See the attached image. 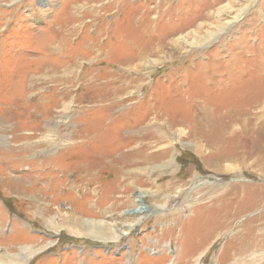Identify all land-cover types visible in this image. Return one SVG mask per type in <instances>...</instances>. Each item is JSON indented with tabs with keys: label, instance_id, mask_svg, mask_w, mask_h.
Instances as JSON below:
<instances>
[{
	"label": "rangeland",
	"instance_id": "obj_1",
	"mask_svg": "<svg viewBox=\"0 0 264 264\" xmlns=\"http://www.w3.org/2000/svg\"><path fill=\"white\" fill-rule=\"evenodd\" d=\"M226 4L232 8L217 18L215 11ZM198 7L212 11L208 21L199 19L200 13H191ZM237 9H243V14L231 24L228 21ZM195 18L192 25L190 20ZM199 22L203 23L201 29L197 28ZM223 24L225 30L207 44L188 47ZM62 34L67 40L53 45ZM178 37L184 40L180 38L176 44ZM262 39L264 0H0V133L15 135L11 141L17 145H13L16 153L26 143L47 142L39 139L44 131L37 132L31 138L34 141L21 136L24 119L12 118L18 108L9 102L19 87L24 88L27 99L42 94L49 100L44 108H50V118L66 121L58 128L59 134L66 136L71 123L79 129L73 142H63L66 137L62 136L58 150L48 148L47 158L57 160L59 173L41 175L33 182L37 172L29 173L27 164L3 167L0 264H171L186 241V230L178 220L215 204L226 206L229 216L220 212L200 234L190 246L200 250L188 263L201 252L196 264H264V246L251 247L238 256L234 253L238 229L244 234L250 220L255 228H264V193L258 189L264 187V104L255 106L251 101L256 97L249 98L254 89L264 86L259 74L264 66ZM141 49L145 51L135 60ZM75 56L77 60L72 62ZM210 64L223 71L222 83L210 86L211 90L219 88L220 93L213 95L214 101L189 112L192 100L202 98L199 80L204 71L209 72ZM225 68L239 73L228 78ZM35 71L40 73L30 79ZM233 79L238 82L232 89ZM51 86L55 87L52 93ZM100 87L107 89L104 100H100L102 93L96 92ZM64 107L69 109L63 113ZM158 108L173 116L188 114L183 117H189V124H172L166 114L158 117ZM223 122L231 123L224 132L220 130ZM191 125L199 134L191 132ZM94 126L100 127L96 133ZM114 148H120L112 156L115 159L132 151L140 155L134 156L136 162L113 166L114 160H102L97 154V150ZM89 150L93 153L84 158ZM0 156L10 158L13 154L3 151ZM124 170L126 173H121ZM52 176L74 187L73 207L67 200L51 199V192L45 193L44 183ZM113 180L117 202L115 198L102 202V194ZM138 188L146 194L143 201L135 202ZM28 193L36 198V206L44 209V216H54L55 221L71 207L80 218L103 220L122 231L131 228L119 240L108 242L74 236L64 227L54 229L44 222ZM245 194L249 202L255 194L258 204L239 201ZM138 205L146 211L144 220L135 223L131 211ZM177 215L181 217L175 220ZM29 253L32 255L25 263Z\"/></svg>",
	"mask_w": 264,
	"mask_h": 264
},
{
	"label": "bare ground",
	"instance_id": "obj_2",
	"mask_svg": "<svg viewBox=\"0 0 264 264\" xmlns=\"http://www.w3.org/2000/svg\"><path fill=\"white\" fill-rule=\"evenodd\" d=\"M159 6V5H158ZM232 8V5L230 4H226L224 7H220L219 10L215 11V16L219 19H220V14L222 12H224L226 9H231ZM204 9H206V7L204 8H201V7H198L196 8L195 10H193L191 13H200L198 15V18L200 19H206V21H208L210 19V17L212 16V11H204ZM183 11V10H182ZM243 9H237V13L232 16L231 20L228 21L229 23H233V22H237L242 14H243ZM229 12V11H228ZM183 13V12H182ZM180 15V14H179ZM229 15V14H228ZM201 16V17H200ZM231 17V16H230ZM197 18H195L194 20L191 19L190 20V23L193 25L194 21L196 20ZM218 19V20H219ZM138 20V19H136ZM255 19H253L251 22H250V25H252L254 23ZM199 25L197 26V28H202L203 26V23L202 22H199L198 23ZM226 24V23H225ZM225 24L223 25H217V27H215L213 30H208L207 31V34L202 37H200V40H199V43L197 41H192L191 43H188V47L190 48H195V46L197 45H202V44H207L213 37H216L217 35H219L220 33L223 32V30H225ZM249 25V26H250ZM209 28V27H208ZM199 29V30H200ZM196 30V29H195ZM57 32V31H56ZM173 32V31H172ZM66 33V32H65ZM110 33V32H109ZM123 33V32H122ZM174 33V32H173ZM196 33V31H195ZM206 33V32H205ZM55 34V33H54ZM53 34V35H54ZM58 34V33H57ZM64 34V33H63ZM62 34V36H63ZM146 34V33H145ZM56 35V34H55ZM173 35V34H172ZM124 36V35H123ZM181 36V35H180ZM183 36V35H182ZM110 37V36H109ZM113 37V35H112ZM128 38V36H127ZM180 38L183 39V37H178L177 40H175V43L177 44V41L180 40ZM117 39V38H116ZM62 40L63 42L65 40H67V38H61V39H58V41L55 39L53 45H56L55 43H59V41ZM122 40V39H120ZM106 41V40H105ZM179 42V41H178ZM262 42L264 44V39H262ZM58 46V44H57ZM106 46V45H105ZM264 47V45H262ZM55 48V47H54ZM245 48V47H244ZM92 49V48H91ZM109 51V50H108ZM137 51V50H136ZM145 51V49H141L138 51V55L136 58H134L135 60L138 59L139 57L142 56V53ZM95 52V51H94ZM93 55V54H92ZM96 55V54H95ZM99 55V54H98ZM144 55V54H143ZM97 56V55H96ZM76 57L78 56H75L73 61L72 62H76L77 59H75ZM135 57V56H134ZM95 58V57H94ZM111 60V59H110ZM94 61V60H93ZM134 62V61H133ZM56 64H58V62H56ZM73 65V63H72ZM91 65V64H90ZM45 65L41 66V67H38V70H41ZM227 66V64H226ZM230 66V65H229ZM210 67V70L209 72H205V74H203V77H202V80L200 79L199 80V83L201 85V90H204V93H202V98H200L199 100H192V103H190V107H189V112L192 111L193 113L195 112V108H202L204 106H201L200 105H203L202 103L207 104L211 101H214L213 99V95L215 94H218L220 93L219 92V88H215L213 87V89L211 90L212 87L210 86H217L219 84L222 83V70L220 69L221 67L216 66V67H213L212 64L209 65ZM58 68V67H57ZM228 68V67H227ZM225 68V69H227ZM51 69V68H50ZM130 69V68H129ZM224 69V70H225ZM234 69V68H233ZM37 70V68H36ZM57 70V69H56ZM91 70V69H90ZM104 70V69H103ZM120 70V68H119ZM231 70V69H229ZM102 71V70H101ZM228 71V69H227ZM260 71L261 73L259 72V74H261V76L264 78V66H262L260 68ZM54 72V71H53ZM91 72V71H90ZM95 72V71H94ZM37 73H40V72H33L31 73L30 75V79H34L37 77ZM85 73V72H84ZM115 73V72H114ZM239 72H236L235 70H233V73L228 71V72H225L224 75H227V77H232V75H236L238 74ZM245 72H243V75H244ZM121 74V73H119ZM258 74V75H259ZM43 75V74H41ZM110 75V73L108 74ZM243 75L240 74L239 76V79H241L243 77ZM257 75V74H256ZM120 76V75H119ZM137 76V75H136ZM253 76V75H252ZM109 77V76H108ZM103 78V77H102ZM111 79V78H110ZM113 79V78H112ZM97 80V79H96ZM108 80V78H107ZM231 79H229L230 81ZM235 80V79H233ZM23 81V80H22ZM232 81V80H231ZM27 82V81H26ZM43 82V81H42ZM100 82V81H99ZM237 80L233 81L232 83L230 82V86H232L231 88H235L237 86ZM25 83V82H24ZM236 83V85H235ZM262 83V82H261ZM264 83V81H263ZM262 83V84H263ZM35 84V82H34ZM94 84V83H93ZM104 84V83H103ZM117 84V83H116ZM30 85H32V83H30ZM28 86V85H27ZM98 86V85H97ZM120 86V85H119ZM122 86V85H121ZM218 87V86H217ZM259 88L258 89H254L253 93H251L252 95L249 96V98H254L256 97V99L252 102H254L253 104L255 106H260L262 104H264V86L262 87L261 85L258 86ZM36 88V87H35ZM40 88V87H39ZM55 87L54 86H51V89L49 90L50 93H52L51 91H53ZM122 88V87H121ZM207 88V89H205ZM30 89V88H29ZM123 89V88H122ZM221 89V88H220ZM226 89V88H225ZM228 89V88H227ZM247 89V88H246ZM31 90V89H30ZM107 90V89H106ZM106 90L103 89L102 87H100V89H98L96 92H100L102 93L101 97H100V100H104V98L106 97ZM112 90V89H111ZM114 90V89H113ZM112 90V91H113ZM115 91V90H114ZM113 91V92H114ZM223 91V90H222ZM112 92V93H113ZM123 92V91H122ZM27 93V92H26ZM42 93V91L40 92ZM109 93V92H108ZM111 93V92H110ZM222 93V92H221ZM99 94V93H98ZM246 94V93H245ZM244 94V95H245ZM97 95V94H96ZM112 95V94H111ZM132 95V94H131ZM51 96V95H50ZM116 96V95H115ZM119 96V95H117ZM121 96V95H120ZM238 96V95H237ZM44 95L42 94H39V95H35V96H32L31 98H26L25 97V90L23 87H19V92L16 94V95H13V98L9 100V102L16 106L18 109L13 111L14 115L12 116V118H20V119H24V122H21L22 123V128L25 129V133L24 134H20L21 136H24L25 135V140H31V138H33V136L37 133V132H40V131H44V134L43 136L44 137H41L39 139H45L47 140V142L45 143H40V144H26L20 148L21 152L20 153H16L15 149L13 148L14 146H17V145H14L11 141V138H14L15 135L13 136H10L9 134L7 135L5 132L4 133H0V153H2L3 151H7L8 154L12 153L13 156L8 158L6 156L4 157H1L0 156V174L2 175L3 173H5L3 170V167H11V168H19L21 167L23 164H27L28 165V169H29V173H33V172H37L36 176H33V182H36L39 180V178H41L42 176L41 175H46V174H52L53 172H56V173H59L58 172V163H57V160L54 161L53 159H48V151L49 149L48 148H54L55 150H58V139H60L62 136H64L65 134H59L58 133V128L61 126V125H64L65 122L61 121L60 120H56L54 121L55 119H52L50 118L52 116V113H51V110H48L50 108H48L47 106L44 108L45 106V103L46 101H49L47 100ZM98 97V96H97ZM108 97V96H107ZM123 97V96H122ZM246 97V96H245ZM248 97V96H247ZM112 98V97H110ZM115 98V97H114ZM244 99V98H243ZM242 100V98H241ZM8 102V100H6ZM111 101V100H110ZM238 101V99H237ZM45 102V103H44ZM243 102V101H242ZM245 102V100H244ZM249 104H250V101H248ZM5 103V102H4ZM109 103V101H108ZM3 104V103H2ZM243 104V103H242ZM11 105V106H12ZM110 105V104H109ZM10 106V108H11ZM49 106V105H48ZM226 106H229V105H226ZM224 105V107H226ZM245 105H243L244 107ZM264 106V105H263ZM2 107V106H1ZM249 108H252V105L251 106H248ZM262 107V106H261ZM4 109V108H3ZM9 109V108H8ZM7 109V110H8ZM64 109L67 110L69 109L68 107H64L61 109V111ZM223 109V108H222ZM247 110V108H246ZM245 110V111H246ZM222 111V110H221ZM230 111V110H229ZM250 111V110H249ZM63 112V111H62ZM156 112V111H155ZM215 112V111H214ZM219 112V111H217ZM57 113V112H56ZM64 113V112H63ZM62 113V114H63ZM70 113V112H69ZM237 113V112H236ZM245 113V112H244ZM243 113V114H244ZM168 115L169 118H170V122L172 124H177V123H188V119L189 117L186 116V117H183L185 115H188V114H184V115H181L180 113H176L174 114V116L172 115L171 112L167 111V110H163V109H160L158 108L157 110V116L158 117H161V115ZM191 114V113H190ZM241 114V113H239ZM12 115V114H11ZM172 115V116H171ZM177 115V116H176ZM220 115V114H219ZM197 117V116H196ZM55 118V117H53ZM100 118H101V114H100ZM109 118V117H108ZM240 118V117H239ZM250 119V116L248 117ZM5 119V118H4ZM103 119V118H101ZM225 119V118H224ZM241 119V118H240ZM259 119V118H258ZM29 120V121H28ZM107 120V119H106ZM222 120V119H221ZM251 120V119H250ZM108 121V120H107ZM219 121V120H218ZM33 122V123H32ZM203 122V121H202ZM225 122V121H224ZM223 122V123H224ZM4 123V122H3ZM31 123V124H29ZM61 123V124H59ZM71 123V122H70ZM221 123V122H220ZM189 124V123H188ZM219 124V123H218ZM231 124V123H224L223 125L221 126V131L224 132V130L228 129L229 127L231 128V126L228 127V125ZM250 124V122H249ZM264 124V123H263ZM20 125V124H18ZM68 125V124H67ZM66 125V126H67ZM78 125V124H77ZM252 125V124H251ZM71 130L68 132L67 131V135L64 136L66 137V139H63V142L64 141H68V142H73L74 139H76L79 134V129L74 126L72 123H71ZM3 127V126H2ZM82 127V126H81ZM191 127V132L193 134H199L200 130L195 127V126H190ZM63 128V127H61ZM200 128V127H199ZM212 128V127H211ZM215 127H213L212 129L214 130ZM219 128V127H218ZM4 129V128H3ZM60 129V128H59ZM100 129V127L96 128V126H94L92 128V131L93 133H96L98 132ZM139 129V128H138ZM141 129V128H140ZM152 129V128H151ZM154 129V128H153ZM146 130V129H145ZM225 130V131H226ZM5 131V129H4ZM64 131V130H63ZM149 131V130H148ZM122 132V131H121ZM129 132V131H128ZM83 134V133H82ZM120 134V133H119ZM131 134V133H130ZM139 134V132H138ZM141 134V133H140ZM156 134V133H155ZM41 135V134H40ZM152 135L151 132H148L146 136L150 137ZM87 136V135H85ZM134 136V135H133ZM145 136V137H146ZM159 136V135H158ZM19 137V136H18ZM62 137V138H64ZM98 137V135H97ZM123 137V136H122ZM161 137V136H159ZM57 138V139H56ZM139 138V136H138ZM98 139H101L98 138ZM96 140V139H95ZM163 140V139H162ZM31 141H34V140H31ZM84 141V140H82ZM86 141V140H85ZM91 141V140H90ZM133 143V141H132ZM143 143V142H142ZM146 144V143H145ZM217 144V143H216ZM14 145V146H13ZM65 145V144H64ZM69 145V144H68ZM67 145V146H68ZM99 145V144H98ZM79 146V145H77ZM133 146V145H132ZM147 146V145H146ZM65 147V146H64ZM70 147V146H69ZM80 147V146H79ZM137 147V146H136ZM131 149V147H129ZM19 149V148H18ZM128 149V148H127ZM136 149V148H135ZM120 150V148H114V149H110V150H107V151H99L97 150V154H99L100 156V159L102 160H108L110 158V160H114V164L113 166H117V164H120L121 163V166L122 164L125 162V163H129V162H136L137 159H134L135 157L134 156H139L140 154L137 152V151H132V152H129L127 154H125V157L124 158H118V159H115L114 157H112L114 154L118 153V151ZM23 151V152H22ZM93 153V151H87V152H84V158H88L89 157V154L90 153ZM162 152H165V151H162ZM95 155H96V151H95ZM94 155V156H95ZM118 157V156H117ZM83 158V160H84ZM60 159V158H59ZM63 160V159H62ZM101 160V161H102ZM61 161V160H60ZM100 161V162H101ZM140 161V160H139ZM72 164V163H71ZM99 164V163H98ZM94 165V164H93ZM100 166V165H99ZM105 166V165H104ZM96 167V166H95ZM98 168V166H97ZM100 168V167H99ZM110 168V167H109ZM140 168V167H139ZM3 169V170H2ZM141 169V168H140ZM139 169V171H140ZM107 171V170H106ZM105 171V172H106ZM117 171L114 169V174L116 173ZM138 172V171H136ZM93 173V172H92ZM121 173H126L125 170L124 172L122 171ZM135 173V172H134ZM101 174V173H99ZM4 175V174H3ZM93 175V174H92ZM91 175V176H92ZM113 175V174H112ZM122 175V174H121ZM143 175V174H142ZM118 176V175H117ZM136 176V175H135ZM1 177V176H0ZM83 177V176H82ZM115 177V176H114ZM126 177V176H124ZM131 178V176H128ZM57 177L55 176H52L49 178L48 182L47 183H44V191L45 193H52V197H55L53 200H67L68 202L71 203V207H73V203H74V200L72 198V195L75 194V189L74 187L72 186H69L67 187V185L63 184L62 182V179L60 180V178L56 179ZM54 179V180H53ZM88 179V178H87ZM108 179V178H107ZM129 180V179H128ZM103 182V181H102ZM125 182V181H124ZM0 183L2 185V187L4 188L3 186V182L1 181V178H0ZM93 183V182H92ZM131 183V182H129ZM170 183V182H169ZM168 183V184H169ZM101 184V183H100ZM104 184V183H103ZM114 184V185H113ZM120 184V183H119ZM117 185L116 183V180H113L112 181V186L109 184V189L107 190V193L104 192L103 197L101 200L102 202H104V200H107V199H114L115 198V202H117V194L116 196H114L113 192H114V188L115 186ZM167 185V184H166ZM43 186V185H42ZM85 186V185H84ZM119 186V185H118ZM121 186V185H120ZM119 186V187H120ZM129 186V185H128ZM6 188V187H5ZM95 188V187H94ZM118 188V187H117ZM165 188V186H164ZM96 189V188H95ZM106 189V188H105ZM260 190H262V192L264 193V187H260L258 188ZM37 190V189H36ZM120 191V190H119ZM17 192V191H16ZM88 192V191H87ZM123 192V191H122ZM121 192V193H122ZM146 192V191H145ZM141 188H138L137 191L134 193L135 194V198H134V201L135 202H140L144 196H145V193ZM78 193V192H77ZM117 193V192H116ZM120 193V192H119ZM240 193V192H239ZM25 194V193H24ZM91 194V193H90ZM231 194V193H230ZM234 194V193H233ZM247 194V193H246ZM246 194L244 195V197H241L239 198V201H242V199H245L247 200L249 198V196L247 197ZM18 194H15V196H17ZM86 195V194H85ZM122 195V194H121ZM232 195V194H231ZM264 195V194H263ZM19 196V195H18ZM27 198L30 200V203L33 204V207L35 208L36 212H38L39 214H41L42 216V219L44 220V222L48 223L49 225L53 226L54 229L55 228H59V227H64L66 230H68V232L74 236H84V237H88V238H91L93 240H97V241H102V242H108V241H115V240H119L122 236H125L127 234V231L130 230V226L126 229V231H122V228L118 227L117 225H111V224H108V223H105V221H101V220H97V219H93V218H80L75 211L73 210H67L66 213L63 214V217L60 218V220L58 221H55L54 220V216H49V217H45L44 215V209L42 208H39L37 205V200L36 198H34L31 194H26ZM89 196V195H88ZM241 196V195H240ZM21 197V196H20ZM246 197V198H245ZM252 200L251 202H249V199H248V202L250 205H257L258 202H256V199L254 198L255 197V194H252ZM92 198V197H91ZM90 198V199H91ZM223 198V197H222ZM238 198V197H237ZM259 198V197H257ZM16 199V198H15ZM20 199V198H19ZM18 199V200H19ZM78 199V198H77ZM112 199V200H113ZM126 199V198H125ZM123 200V199H122ZM121 200V201H122ZM129 200V199H128ZM87 201V200H85ZM96 201V200H95ZM108 201V200H107ZM143 201V200H142ZM264 201V200H263ZM64 202V201H63ZM93 202V201H92ZM106 202V201H105ZM220 202V200H219ZM120 203V202H118ZM130 203V202H128ZM69 204V203H68ZM108 204V203H107ZM112 204V203H111ZM99 205V204H98ZM113 205V204H112ZM117 205V204H115ZM106 206V205H105ZM209 206L211 205H205L203 207V209H200L198 208V211L196 212V214L193 216V217H190L188 219H179L178 222L181 223V225L183 226V228L186 230L185 234H186V241L184 242V244L182 245V249H179L178 253L174 256L176 258V262L174 261V257L172 259V262L171 264H180L181 261H183V264L185 263H188L190 260V258H192V256L196 253V251L200 250V247L198 245V247H193L190 249V246H194L195 244V241L197 240V238H200V234L207 230L210 225L213 223V221L215 220V218L219 215V213H223L225 216H229V210L228 208H226V206H223V207H219L221 206L219 204L218 205H213L212 207L209 208ZM228 206V205H227ZM102 207V206H101ZM104 207V206H103ZM115 207V206H114ZM163 207V206H162ZM229 207V206H228ZM106 208V207H105ZM113 208V207H112ZM157 210L158 208L160 207H156ZM209 208V209H208ZM100 209V208H99ZM114 209V208H113ZM200 209V210H199ZM107 210V209H106ZM109 210V209H108ZM111 210V209H110ZM115 210V209H114ZM145 209L144 207H142L141 205H138L137 207H134L131 211V214L135 220V223H139L140 221L144 220V216H145ZM181 212V211H180ZM161 214V213H160ZM89 216V215H88ZM181 216L180 215H177L174 219H178L180 218ZM183 217V216H182ZM251 221V220H250ZM248 222L246 224V231L245 233H241V230L238 229L236 231V247H235V254L238 256L240 254H243L247 249H251V247H254V246H264V228L261 227V228H255L254 225L251 224V222ZM253 222V221H252ZM134 223V225H135ZM173 224V223H172ZM180 225V224H179ZM166 226V225H165ZM170 227V225H169ZM167 228V227H166ZM174 229V227H173ZM163 230V229H162ZM211 236V235H210ZM31 237V236H30ZM176 237V236H175ZM213 242V241H212ZM229 242V241H228ZM227 242V243H228ZM50 242H47L46 244H49ZM45 244V245H46ZM181 244V243H180ZM179 244V245H180ZM44 247V246H43ZM43 247H40L39 249H37V251H34V252H38L40 251ZM177 247V246H176ZM262 248V247H261ZM177 251V250H176ZM204 251V250H203ZM170 252V251H169ZM247 252V251H246ZM172 254V253H170ZM32 253H29L26 257V260H25V263L27 262V260H29V258L31 257ZM200 255H201V252L199 253V255L197 257H195L193 260V263H190V264H196L198 262V259L200 258ZM172 256V255H171ZM182 256V260L179 258ZM238 259V258H237ZM180 261V262H178ZM169 261H167L168 263ZM16 263V262H15ZM189 264V263H188Z\"/></svg>",
	"mask_w": 264,
	"mask_h": 264
}]
</instances>
